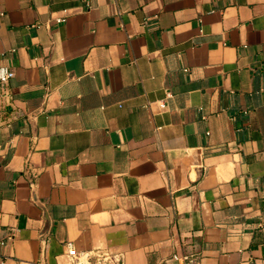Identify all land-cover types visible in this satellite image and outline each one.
Returning a JSON list of instances; mask_svg holds the SVG:
<instances>
[{
  "label": "crops",
  "instance_id": "1",
  "mask_svg": "<svg viewBox=\"0 0 264 264\" xmlns=\"http://www.w3.org/2000/svg\"><path fill=\"white\" fill-rule=\"evenodd\" d=\"M1 65L0 264H264V0H0Z\"/></svg>",
  "mask_w": 264,
  "mask_h": 264
},
{
  "label": "built area",
  "instance_id": "2",
  "mask_svg": "<svg viewBox=\"0 0 264 264\" xmlns=\"http://www.w3.org/2000/svg\"><path fill=\"white\" fill-rule=\"evenodd\" d=\"M61 19L60 21H63ZM15 73L12 68L6 65L0 66V86L6 85L14 77ZM8 238H12L9 236ZM69 254L76 260V264H84L85 261L88 264H121V257L115 256L109 253H100L94 256V263L91 261L93 258L88 257L86 260H82V255L77 252L76 248L72 243H68ZM172 259L176 264H201L200 257L195 252H185V253H174Z\"/></svg>",
  "mask_w": 264,
  "mask_h": 264
}]
</instances>
